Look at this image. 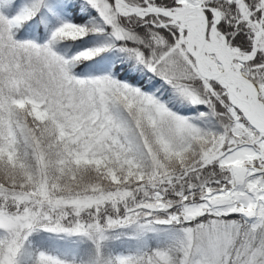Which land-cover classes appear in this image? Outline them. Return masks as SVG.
Masks as SVG:
<instances>
[{
	"label": "snow or ice",
	"instance_id": "obj_1",
	"mask_svg": "<svg viewBox=\"0 0 264 264\" xmlns=\"http://www.w3.org/2000/svg\"><path fill=\"white\" fill-rule=\"evenodd\" d=\"M0 264H264V0H0Z\"/></svg>",
	"mask_w": 264,
	"mask_h": 264
}]
</instances>
